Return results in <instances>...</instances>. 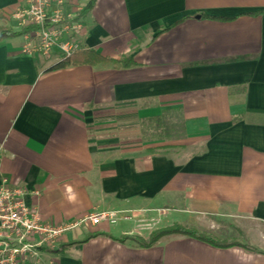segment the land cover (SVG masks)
I'll return each instance as SVG.
<instances>
[{
	"label": "crops",
	"instance_id": "1",
	"mask_svg": "<svg viewBox=\"0 0 264 264\" xmlns=\"http://www.w3.org/2000/svg\"><path fill=\"white\" fill-rule=\"evenodd\" d=\"M24 5L0 0V27L20 30ZM69 8L81 9L83 50L111 62L50 70L55 58L21 54L24 35L0 42V183L54 225L119 221L65 234L43 263L264 264V0ZM174 225L263 253L134 240Z\"/></svg>",
	"mask_w": 264,
	"mask_h": 264
},
{
	"label": "built area",
	"instance_id": "2",
	"mask_svg": "<svg viewBox=\"0 0 264 264\" xmlns=\"http://www.w3.org/2000/svg\"><path fill=\"white\" fill-rule=\"evenodd\" d=\"M70 3L71 0H25L13 16L19 28L31 29L24 34L22 55L55 58L59 62L83 50L79 41L85 30L81 9H70ZM26 194L24 188L13 187L7 181L0 183V264H44L42 255L55 251L65 234L83 225L119 221L115 213H97L54 225L43 221L39 212L26 203Z\"/></svg>",
	"mask_w": 264,
	"mask_h": 264
},
{
	"label": "trees",
	"instance_id": "3",
	"mask_svg": "<svg viewBox=\"0 0 264 264\" xmlns=\"http://www.w3.org/2000/svg\"><path fill=\"white\" fill-rule=\"evenodd\" d=\"M94 6V1L92 6L89 7V10L92 9ZM205 18H209L204 16ZM0 18H3L2 13L0 12ZM192 18V17H191ZM30 28H22L20 30H14L13 28L10 27H0V42L11 39V38H16L18 36L24 35L28 32H30ZM111 61L102 57L98 53L92 50H82L73 56L69 58H65L62 61L57 62L50 70H56V69H61V68H67V67H74V66H82V65H98V64H105V63H110ZM133 62H124L122 63V67L127 68L130 66H133ZM170 235H184L190 238H193L195 240L202 241L204 243H207L213 247L216 248H222V249H227V248H232V247H243L244 249H247L249 251L255 252V253H263L259 251L258 249L251 248L247 245H241L238 242H230V243H224L219 241L218 239L211 237L207 233H203L197 229L194 228H186L181 225H174L169 228L165 229H159L155 232H153L149 238L148 241H145L141 238H135L134 240L141 246V247H152L155 244H157L162 238ZM94 236H89L85 240L74 244H81L87 242L89 239L93 238ZM129 240V237H125L122 239V242H125ZM52 253H60L61 250L57 251H49Z\"/></svg>",
	"mask_w": 264,
	"mask_h": 264
},
{
	"label": "rangeland",
	"instance_id": "4",
	"mask_svg": "<svg viewBox=\"0 0 264 264\" xmlns=\"http://www.w3.org/2000/svg\"><path fill=\"white\" fill-rule=\"evenodd\" d=\"M158 226H159V225H157V227H158ZM153 227H155V226H152V228H153ZM157 227H156V228H157ZM149 228H150V227H149ZM149 228H148V229H149ZM203 233H205V232H203ZM210 236H211V235H210ZM211 237H213V236H211ZM216 239H217V238H216ZM220 241H221V240H220ZM221 242H224V243H230V241H228V240H227V241L224 240V241H221ZM232 242H233V241H232ZM255 249H257V248H255ZM33 264H34V263H33Z\"/></svg>",
	"mask_w": 264,
	"mask_h": 264
}]
</instances>
